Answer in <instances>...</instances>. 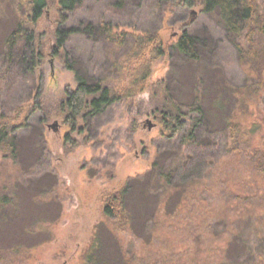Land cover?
Segmentation results:
<instances>
[{"label":"rangeland","instance_id":"rangeland-1","mask_svg":"<svg viewBox=\"0 0 264 264\" xmlns=\"http://www.w3.org/2000/svg\"><path fill=\"white\" fill-rule=\"evenodd\" d=\"M13 1L20 0H0V70L5 63V39L17 22L10 6ZM21 4L29 10L30 5L24 0ZM196 4L187 7L178 0H129L118 7L115 0H84L68 14L67 22L61 24L59 0H49L48 9L34 24L37 35L45 43L53 42L58 27L90 22L96 26L108 24L120 40L111 41L101 35L89 38L83 33L72 35L58 55L52 49L46 51L29 78L11 76L9 87L0 82V102L13 111L16 105L32 102L38 96L44 105L56 108L67 92L78 86L75 71L66 67L64 51L76 59L75 66L80 72L101 80L106 78L114 88H123L133 70L128 57L129 45L137 37L153 35L156 47L166 48L170 57L153 61L152 81L167 78L174 94L182 101H192L198 92L212 121L211 130L221 131L234 115L233 120L245 132L242 146H247L246 154H229L222 145L199 154L213 171V184L221 183L225 193L235 199L232 207H227L222 199L220 205L214 206L215 202L206 211L232 210L229 218L242 216L243 220L237 223L240 227H264V176L253 171L249 162L251 151L264 153V71L243 63L244 57L236 51L217 11L205 13L201 2ZM24 12L21 17L28 23ZM184 31L198 38L200 59L196 65L177 49V41ZM247 34V30L243 31L240 40L243 49L248 47ZM249 41L255 52H264V34H252ZM144 57L149 58V50ZM243 85L252 87L254 94L240 93L244 102L236 109L235 90ZM150 93V90L144 91L143 100ZM135 115L127 100L119 101L104 115L94 118L91 128L84 119H79L74 128L61 116H51L43 123L47 148L39 162L40 151L35 148L38 140L28 132L33 150L21 154L20 172L0 164V186H7L6 193L17 186L19 210L9 221V214L0 216V264L85 263L97 225L106 220L103 208L107 197L120 190L129 178L148 174L156 158L155 141L161 137L162 127L154 117L135 118ZM56 121L58 125L51 126ZM208 198L213 197L202 196L203 200ZM143 203L140 208L144 214L151 213L153 200L151 203L146 199ZM213 214L205 216L210 218ZM142 218L137 217L141 224ZM203 222L205 218L200 221ZM224 228L221 221L212 236L207 232L201 239L190 237L187 244L177 242L180 233L171 234L172 247L177 251L173 256L166 255L172 260L165 264H186L196 254L203 262L212 263L225 247ZM162 240L167 241L164 236ZM236 246L232 251L237 255L241 251L240 245Z\"/></svg>","mask_w":264,"mask_h":264},{"label":"trees","instance_id":"trees-1","mask_svg":"<svg viewBox=\"0 0 264 264\" xmlns=\"http://www.w3.org/2000/svg\"><path fill=\"white\" fill-rule=\"evenodd\" d=\"M22 1H13V4H10L17 22L6 37L3 50L5 63L0 70V82L7 87L11 84V76H32L46 51L52 49V52L58 55L72 35L83 33L89 38L101 35L111 41L120 40L108 24L96 26L90 22L80 23L79 26L58 27L53 42L45 43L37 35L34 24L43 17L49 7V0H24L30 5L29 10H25ZM178 1L187 7L201 2L205 13L217 11L236 51L244 57L243 63L252 64L259 72L264 71V52H255L251 48L252 41H249L252 34H264V0ZM83 2L84 0H59L62 15L59 22H67L68 14ZM128 2L129 0H115V5L123 7ZM22 11L26 12L28 23L22 19ZM245 30L248 32V47L243 49L240 40ZM152 36L137 37L129 45L128 57L133 70L130 81L123 88H114L106 78L101 80L80 72L75 66L76 59L70 57V52L64 51L66 67L75 71L78 86L75 90L68 91L56 108L44 105L38 96L32 102L16 105L13 111L7 110L0 102V164L9 165L20 172L21 154L25 150H33V142L29 140L31 136L27 137L29 131L32 135L35 134L38 140L35 148L40 151L37 158L39 162L47 148L43 123L49 121L52 114L64 118L71 127L76 126L79 119H84L86 126L91 128L94 118L104 115L108 108L119 101L128 100L130 106L135 109V118L154 117L160 123L161 137L155 141L158 152L148 174L129 178L120 190L113 192L105 200L103 215L106 220L98 223L84 264H165L172 260L166 258V255L171 253L173 256L176 253V248L172 247L171 234L180 233L177 242L187 244L190 237L201 239L203 233L207 232L212 236L214 228L219 226L221 221L226 226V242L219 258L212 263H206L196 254L191 256V263L186 264H264L263 226L259 225L255 229L240 227L237 223L243 220L242 216L232 215L229 218L228 213L232 210L226 212L225 209L221 212L213 208L211 212L206 211L209 205L215 202L214 206L220 205L219 200L222 199L227 207H232L235 199L225 193L226 189L221 188V183L213 184V171L206 164L205 157L199 154L219 145L224 146L225 152L229 154H246L248 148L242 146L245 132L240 124L233 120L234 115L221 131L211 130L212 121L209 120L208 110L198 92L192 101H182L174 94L167 78L152 81L153 61L159 57H170L166 48L161 45L156 47L157 40ZM197 42L198 38L185 31L177 41L180 55L195 65L200 59ZM148 50L149 58L146 59L144 54ZM147 90L151 93L147 100H143L142 94ZM235 92L236 109L244 102L240 93L245 92L249 96L254 94L252 87L247 85L239 86ZM250 154L249 162L254 168L253 171L264 176V153L251 151ZM16 187L6 193L7 186H0V216L9 214L8 221L12 214L16 215L19 211L16 204ZM204 194L213 198L203 200ZM146 199L151 200V203L153 200L154 203L153 211L145 215L140 205ZM207 213L215 214L206 218ZM138 215L143 217V224L137 220ZM223 216V220H220ZM200 217L205 218L202 224L200 221L204 218ZM163 236L166 242H163ZM106 238L109 239L108 243ZM236 245H240L241 251L237 255L232 251L233 248L237 249Z\"/></svg>","mask_w":264,"mask_h":264},{"label":"water","instance_id":"water-1","mask_svg":"<svg viewBox=\"0 0 264 264\" xmlns=\"http://www.w3.org/2000/svg\"><path fill=\"white\" fill-rule=\"evenodd\" d=\"M148 123L149 124H151V122L148 120ZM58 125V122L56 121V122H54L51 126H54V127H56Z\"/></svg>","mask_w":264,"mask_h":264}]
</instances>
